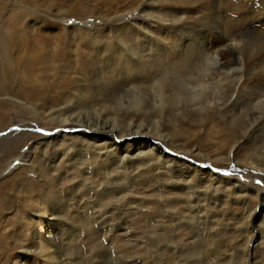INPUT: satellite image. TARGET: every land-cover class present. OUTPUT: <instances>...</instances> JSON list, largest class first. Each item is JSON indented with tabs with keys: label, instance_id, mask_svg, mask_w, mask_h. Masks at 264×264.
Returning a JSON list of instances; mask_svg holds the SVG:
<instances>
[{
	"label": "rangeland",
	"instance_id": "rangeland-1",
	"mask_svg": "<svg viewBox=\"0 0 264 264\" xmlns=\"http://www.w3.org/2000/svg\"><path fill=\"white\" fill-rule=\"evenodd\" d=\"M263 89L264 0H0V264H264Z\"/></svg>",
	"mask_w": 264,
	"mask_h": 264
},
{
	"label": "bare ground",
	"instance_id": "bare-ground-1",
	"mask_svg": "<svg viewBox=\"0 0 264 264\" xmlns=\"http://www.w3.org/2000/svg\"><path fill=\"white\" fill-rule=\"evenodd\" d=\"M84 12H85V10H83ZM74 13H76V12H74ZM83 13V12H82ZM79 14V13H78ZM80 16V15H79ZM81 16H84V15H82L81 14ZM178 17H176L174 14L172 15V19L173 20H175L176 21V24H180V23H182L183 22V20L182 19H180V18H178ZM203 44V43H202ZM201 44V45H202ZM200 45V46H201ZM237 46V42L236 41H234V45L233 46H231V47H236ZM205 48V45H202L201 46V49H202V51H203V49ZM205 51V50H204ZM208 58L209 57H207V60H208ZM210 60H213V62H214V64L216 65V66H218V69H217V72H219L220 74H223V73H226V72H231V70H233V66H232V64H229L228 62H221V64H220V62L218 61V54H217V56L214 58V59H210ZM241 72H243V69H242V71L240 70V73ZM245 73V72H244ZM237 74H239V72H237ZM241 76H239V80H237V82L234 84V86H233V93H236L237 91L239 92V89L240 88H243L244 89V91H246V90H248V88L249 87H256L255 89H257V91H259V90H261L262 89V86L263 85H261V83H255V78H253V76L251 77V78H247L246 79V77L244 76V75H242V73L240 74ZM145 79H147V78H145ZM124 80V79H123ZM244 80V81H243ZM127 81V80H126ZM155 81V80H154ZM240 81V82H239ZM124 82V81H123ZM145 82V81H144ZM238 82H239V84H238ZM254 82V83H253ZM259 82H260V80H259ZM263 83V82H262ZM126 84V83H125ZM125 84H124V86H125ZM130 84V83H129ZM205 85V84H204ZM203 84H201V85H199L198 86V88L200 87V88H205L206 86H204ZM254 85V86H253ZM118 86V85H117ZM157 87H159V86H157ZM133 89V88H132ZM160 89V88H159ZM253 89V88H252ZM151 90V89H150ZM204 90V89H203ZM264 90V89H263ZM254 92V91H253ZM241 93V92H240ZM257 94V93H256ZM261 94V93H260ZM241 97V96H240ZM262 104V103H261ZM67 120V119H66ZM62 121H64V120H62ZM83 123V122H82ZM88 125V124H87ZM96 125V124H95ZM264 125V124H263ZM141 132V131H140ZM140 132H137V133H140ZM88 134H85L84 136H81L82 138H87V137H91L90 139L91 140H93V141H96L97 143H99L100 141L102 142V141H106V139L107 138H105V135H106V131H105V129H101V128H98V127H95V126H92V128L87 132ZM137 133H136V135H137ZM82 134V133H81ZM122 134V133H121ZM125 134V133H124ZM61 135V134H60ZM120 135V134H119ZM133 136H135V134H132ZM132 135H129V134H127V135H125V136H132ZM67 136V135H66ZM66 136H63V137H65L66 138ZM80 136V135H79ZM122 136V135H121ZM123 137V136H122ZM48 139V138H47ZM79 139V138H78ZM88 139V138H87ZM86 139V140H87ZM83 140V139H82ZM62 141V140H61ZM61 141H60V143H61ZM89 141V140H88ZM72 142V141H71ZM81 142H83V141H81ZM108 142V141H107ZM64 143V142H63ZM68 143H69V141H68ZM91 143H93V142H91ZM54 144V143H53ZM77 144V143H76ZM80 144V143H79ZM85 144V143H84ZM115 143H111L110 142V144L108 145V144H106V146H101V149H100V155H102L101 153H102V151L104 152V154H103V156H105V158H107V157H110L111 158V160H110V163L111 162H115L116 160H118L120 157H118V156H115L114 154V149H113V151L112 150H109L110 148H112V147H115V145H114ZM67 145V144H66ZM71 145V144H70ZM69 145V146H70ZM73 145V144H72ZM81 145V144H80ZM92 146H94V145H92ZM146 147V146H145ZM152 147V146H151ZM144 148V147H143ZM65 149V148H64ZM89 149V148H88ZM97 149V148H96ZM95 149V150H96ZM117 149V148H116ZM143 150V149H142ZM159 150V149H158ZM67 151V150H66ZM151 151V150H150ZM96 152V151H95ZM152 152V151H151ZM154 154V153H153ZM99 155V154H98ZM71 157H73V153H71L70 155H68V158H71ZM156 157V156H155ZM71 160V159H70ZM108 160H109V158H108ZM81 161V160H80ZM156 161V160H155ZM158 161V160H157ZM164 161H165V159H164ZM172 161V160H171ZM117 162V161H116ZM167 162V161H166ZM107 163V162H106ZM105 163V164H106ZM114 165V164H113ZM103 166V165H102ZM249 166L250 167H253V168H256L257 170H259V168L258 167H256L254 164H252V163H250L249 164ZM98 167H100V163H99V166ZM125 167V166H124ZM169 167V166H168ZM172 167V166H171ZM126 168V167H125ZM124 168V169H125ZM164 168H165V166H164ZM100 169V168H99ZM154 169V168H153ZM158 169V168H157ZM160 169V168H159ZM162 169V168H161ZM127 170V169H126ZM169 171V170H168ZM106 172V171H105ZM207 174H208V177H209V179H211V178H213V174H212V172H207ZM172 176V175H171ZM118 179V178H117ZM223 179V177L222 178H220V177H218L217 178V180H220V181H223L222 180ZM210 181V180H209ZM213 183H214V180H211ZM210 181V182H211ZM235 183V182H234ZM240 183V182H239ZM108 184V183H107ZM192 185V184H191ZM206 185V184H205ZM221 185H223V184H221ZM193 186V185H192ZM242 186V185H241ZM220 187V186H219ZM240 187V186H239ZM191 188V187H190ZM204 188V187H203ZM208 188V190H209V192H219L220 190L219 189H217V188H215V190L213 189V188H209V187H207ZM235 188V187H234ZM256 188V187H255ZM253 189V188H252ZM234 190V189H233ZM247 190V189H246ZM254 190V189H253ZM206 191V190H205ZM257 191V190H256ZM208 192V191H207ZM231 193V192H230ZM254 193V192H253ZM259 193V192H258ZM264 193V192H263ZM257 194V193H256ZM261 194V193H260ZM259 194V195H260ZM252 196H254V195H252ZM258 198V197H257ZM262 202H264V199H263V196L262 197H260L259 198V205L261 206L262 205ZM190 202H188V204H189ZM264 204V203H263ZM42 207V206H41ZM45 207V206H44ZM190 208H192V207H190ZM45 209V208H44ZM37 212H39V211H37ZM44 212H47V210L45 209V211ZM51 214H53V215H56L55 213H52L51 212ZM254 214H255V212H253L252 214H251V216L249 217V219H250V221L248 222V223H250L251 224V222H254L255 221V219H254ZM174 216V215H173ZM258 217V216H257ZM248 223H247V225H248ZM180 227V226H179ZM204 229V228H203ZM202 230V229H201ZM200 230V231H201ZM203 231V230H202ZM206 231V230H205ZM195 234V233H194ZM204 236V235H203ZM194 238H195V236H194ZM204 237H202V236H197L196 237V239H197V241L199 240V239H203ZM38 239H39V241H38V244H37V246L38 247H40L41 248V252H40V255H41V258H43V260H47V262H50V263H52V264H65V261L63 260V261H61V259H60V256L59 255H57V254H55V253H51V252H49V247L46 245V244H44L43 243V241H42V237L41 236H39L38 237ZM202 243V242H201ZM167 245H169L168 243H167ZM166 245V246H167ZM170 246H171V244H170ZM165 248V247H164ZM169 248V247H168ZM245 249H246V247H245ZM175 251H176V249H175ZM180 251V250H179ZM245 255V254H244ZM242 258V257H241ZM57 261V262H56Z\"/></svg>",
	"mask_w": 264,
	"mask_h": 264
}]
</instances>
